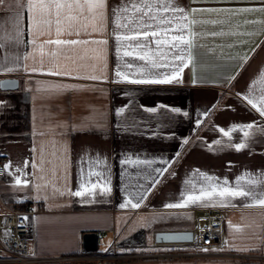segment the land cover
Listing matches in <instances>:
<instances>
[{
  "label": "crops",
  "instance_id": "0c3cea01",
  "mask_svg": "<svg viewBox=\"0 0 264 264\" xmlns=\"http://www.w3.org/2000/svg\"><path fill=\"white\" fill-rule=\"evenodd\" d=\"M119 2L108 0L110 7ZM28 3L0 0V81L19 80L16 90L0 88V159L5 166L0 214L3 205L34 212L27 217L28 251L52 258L35 264H264V207L245 206L249 201L243 197L168 207L183 204L188 194L199 195V187L208 183L201 172L215 177L213 183L227 181L228 187L241 177L244 185L248 174L264 176V116L242 99L264 70V0H179L197 23L191 28L193 46L181 45L187 67L171 84L129 82L140 78L132 75L138 68L153 76L172 69H152L122 51L118 56L110 10L103 31L90 24V35L81 30L80 36H61L104 39L106 44L57 46L45 43L56 38L55 25L50 35L29 36ZM243 8L255 11L240 12ZM122 43L134 46L135 41ZM150 47L155 51L154 44ZM128 63L133 67L123 66ZM117 70L126 78L117 77ZM249 123L254 127L246 129L247 141L243 131L222 134ZM241 142L248 147L237 152ZM97 155L104 163L91 170L103 175L90 177L81 158ZM125 159L132 163L121 164ZM81 183L97 187L73 195ZM105 185L111 188L108 194L102 192ZM209 208L224 217L222 251L233 256H157L179 252L157 247L168 243H157V236L193 233L196 217ZM92 232L99 235L98 247L89 252L83 249L84 234Z\"/></svg>",
  "mask_w": 264,
  "mask_h": 264
},
{
  "label": "snow or ice",
  "instance_id": "6c2138e0",
  "mask_svg": "<svg viewBox=\"0 0 264 264\" xmlns=\"http://www.w3.org/2000/svg\"><path fill=\"white\" fill-rule=\"evenodd\" d=\"M111 12L114 17V29L115 41L117 42L116 53H123L124 57L133 56L138 60H142L152 69H159L161 67H171L172 71L168 73H160L158 75H145V68H138L136 72L132 73L133 76L139 75L140 78L132 79L129 82L133 84H171L180 81V73L184 67H187L185 63L186 48L190 49L193 46L195 33L191 30L192 25L197 23L194 19H190L191 13L189 9L182 6L179 0H120L116 5L111 7L108 4V0H29L28 11L31 13L27 17L28 34L44 35L51 34L53 25H55L56 38L48 39L45 41L47 44H54L57 46H76L78 44L84 45L89 43L106 44L104 39L100 40H78V39H61V36L67 34L69 36L81 35V30L85 34L88 33V27L91 24L93 30L99 29L103 31V21L107 11ZM240 12H251L255 9L243 8L239 9ZM264 12V8L260 9ZM131 12L132 15H128ZM230 14V13H229ZM127 21L121 23L120 21ZM35 29V32H34ZM127 29V34L121 35L116 30ZM171 33H177L171 35ZM19 24L16 25V42L19 43ZM4 37L0 36V40ZM124 41H135L133 45H124ZM29 43L35 44V40L30 39ZM154 44L155 51L150 47ZM181 45L186 46L181 47ZM0 47L3 44L0 43ZM43 47V45H39ZM131 48V51L127 49ZM172 59L168 61V57ZM188 60H191V56L188 55ZM160 60L168 61L167 63H161ZM177 61L179 64L177 65ZM126 68H132V64L128 63L123 65ZM9 71L11 69H8ZM60 74V73H57ZM117 77L126 78L125 73L117 70ZM92 79H97L92 77ZM259 84V95L253 96L252 93L256 90V85ZM248 105L252 109H255L261 116H264V70L259 73V79L254 81L248 86V94L242 96ZM2 106V105H0ZM174 113L179 114L180 110L175 108L168 109ZM149 111H155V109H149ZM119 114V113H118ZM185 117L188 113H183ZM253 124L246 125H233L230 130L222 131L225 137H230L232 132L243 131L245 141L250 136L249 131L246 129H252ZM261 133H264L262 128ZM184 144L188 141L184 140ZM217 145L220 141L215 142ZM248 147L246 142H241L235 145L237 152L244 150ZM177 155H179L177 153ZM83 162L87 163L90 167L88 175L100 176L102 173L91 170L92 165H101L104 163L102 158L97 155L94 158L85 159L81 158ZM121 164L132 163L130 159L121 160ZM138 164H151L152 161H140ZM7 167V166H6ZM158 172L164 170L158 169ZM83 175V172H82ZM249 178L245 180V184L241 185L240 180L243 177L238 178L235 187H228L227 181H223L222 184L213 183L215 177L200 173L201 179L208 181L206 185L199 187V195L188 194L185 197L183 204H169L168 207H183L188 203L196 204L204 200H212L213 197L224 198H246L249 203L245 206H262L264 207V176H252L248 174ZM186 184L191 183L185 181ZM16 184L20 185L21 181L16 180ZM97 187L96 184H92L91 187H86L84 183L80 184L79 191L72 193L75 196H84L85 193H91ZM192 188L195 189L196 185L192 184ZM104 194L111 192V188L105 185L102 188ZM183 195V193H182ZM143 198V197H141ZM128 203H131L130 201ZM122 207L124 205H121ZM138 204L133 203L132 207H137Z\"/></svg>",
  "mask_w": 264,
  "mask_h": 264
},
{
  "label": "built area",
  "instance_id": "2783aa9c",
  "mask_svg": "<svg viewBox=\"0 0 264 264\" xmlns=\"http://www.w3.org/2000/svg\"><path fill=\"white\" fill-rule=\"evenodd\" d=\"M5 166L0 159V184L4 176ZM5 212L0 214V264H35L50 262L52 258L32 255L28 251L30 224L27 217L33 215L30 209L16 210L3 205ZM192 240L189 242L164 243L159 248H178V251L157 254V256H233L223 252L224 217L213 214L210 208L204 216L196 217ZM153 255V254H152ZM154 254L153 256H155ZM251 258L253 255H242Z\"/></svg>",
  "mask_w": 264,
  "mask_h": 264
},
{
  "label": "water",
  "instance_id": "95a60500",
  "mask_svg": "<svg viewBox=\"0 0 264 264\" xmlns=\"http://www.w3.org/2000/svg\"><path fill=\"white\" fill-rule=\"evenodd\" d=\"M19 85V80L14 78H2L0 81V88L4 90H16ZM193 233H166L164 235L157 236V243H179V242H189L192 240ZM98 238L96 232L84 234L83 249L89 252L97 250Z\"/></svg>",
  "mask_w": 264,
  "mask_h": 264
}]
</instances>
